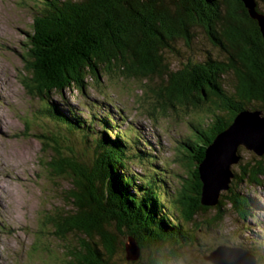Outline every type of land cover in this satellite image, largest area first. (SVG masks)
<instances>
[{
    "label": "trees",
    "instance_id": "obj_1",
    "mask_svg": "<svg viewBox=\"0 0 264 264\" xmlns=\"http://www.w3.org/2000/svg\"><path fill=\"white\" fill-rule=\"evenodd\" d=\"M256 2V11L264 13ZM31 27L25 42L24 84L33 96L49 100L52 95H64V91L71 88L89 91L94 87L89 79L99 85L103 76L137 78L141 80L137 100L143 113L155 122L172 113L176 118L196 114L205 118L200 121L195 116L189 121L192 133L183 135L174 157L184 170L173 172L175 187L170 188V193L160 182V176L144 174L139 178L140 173L134 171L135 165L147 161L158 163L157 155L149 158L147 154L148 150H154L155 154L157 150L140 133L134 144L130 145L129 139L123 144H114V151L104 150L107 155L90 159L93 162L89 165L69 146H66L69 152L61 153L60 144L66 142L61 138L63 133L69 130L93 133L94 130L84 125L85 129H78L72 120L84 124L85 119L79 113L68 109L65 114L49 101L51 107L43 115L54 118L56 125L53 122L47 133L38 137H44V145L56 156L43 164L55 179L61 176L69 180L66 197L74 207L56 216L51 214L43 222V227L48 226L45 243L40 239L42 244L32 245L35 254H39L40 249L44 254L46 249L51 254L52 245L48 244L49 240L46 242L48 234L52 233L58 244L72 234L75 240L65 243V252H58L63 258L66 255L65 264H143L137 260L127 261L126 254L121 253L123 249L117 246L118 234H128L124 228L127 226L138 238L141 250L146 243L152 247L156 242L154 237L163 234L161 227L154 223L156 213L167 214L170 221L165 223L172 233L167 232L162 237L172 235L171 242L175 243L182 244L192 238L188 234L194 232L193 224L196 227L206 224L207 229L214 230L215 237L220 238L210 251L224 244L220 241L222 236L216 232L227 217L225 207L242 217L255 215L253 223L260 222L256 214L250 213L253 203H249L246 192L238 187L243 182L251 187L262 184L264 157L252 166L241 165V174H236L234 185L231 182L217 204L203 202L204 184L200 173L208 145L239 111L264 110V30L260 19L252 14L244 0H41L36 4ZM200 32L222 53L211 55L203 41L209 51L208 59L195 62L193 53L203 57L192 44V39ZM166 55L175 58L173 63ZM229 71L234 74L228 84L230 87L224 79ZM62 114L69 119L67 125L72 128L56 121L61 120ZM90 114L93 121L110 122L107 113L101 118L94 110ZM208 122L207 127L201 126ZM96 141L103 150L104 141L98 138ZM131 150L137 155L129 154ZM166 197L169 198L167 203L163 201ZM212 208L215 215L211 218L207 212ZM198 214L208 218L200 224ZM263 240L261 244L255 240L251 249L259 258L258 264H264ZM174 247L172 250L181 252ZM175 252L172 251V257ZM147 261V264L167 263L166 258L159 257Z\"/></svg>",
    "mask_w": 264,
    "mask_h": 264
},
{
    "label": "rangeland",
    "instance_id": "obj_2",
    "mask_svg": "<svg viewBox=\"0 0 264 264\" xmlns=\"http://www.w3.org/2000/svg\"><path fill=\"white\" fill-rule=\"evenodd\" d=\"M257 1L260 9L264 12V0ZM244 2L251 12H257L256 0H244ZM38 3H41V0H0V264H65L66 255L63 258V256L58 255V252L60 251L61 253L62 250L65 252V243L75 240L74 236L70 234L66 241L62 240L58 244L53 240L54 235L50 233L46 240V242L49 240L48 244L52 245L50 255L47 249L44 250L47 255L41 249L39 254H35V247H32L36 243L42 244L40 239H43V243H45L44 234H46L48 226L43 227L42 224L49 219L51 214L56 216L60 212L73 210L74 207L70 199L66 197L70 188L69 180L61 176L55 179V176L50 174L47 166L43 164V162L54 155L56 156V154L52 153L51 148L44 145V137L40 138L38 134L47 133L53 122H48L51 118L39 115L36 106L43 107L44 103H41L43 99L29 93L24 84L27 73L24 68V59L27 54V52L24 53L27 50L25 42L27 41L28 32L32 28L31 25L36 14V4ZM261 15L264 18V13ZM203 41L206 42L211 55L216 56V53H222L218 47L215 49L211 46L206 34L200 32L192 39V44L194 49H198L203 57H196L193 53L195 62L208 59L209 51L205 48ZM202 43L203 50L199 49ZM166 56L173 63L175 58ZM226 64L227 61H225L224 65L226 66ZM233 77L232 71L226 73L224 79L227 86L230 87L228 84L229 82L231 83ZM138 81L141 82L137 78L124 79L123 77H116L111 79L103 76V80L99 85H96L94 79H89V83L94 86L89 91L87 89L85 92H81L76 88H71L65 90L64 95L50 96L59 99V101L54 99L56 106L59 108H68L72 113L82 114V118L87 119L90 117L87 114L88 111L80 109L77 105L81 106L84 104L87 109H91L95 105L97 106L96 100L99 97L109 95L122 107H126L128 115L135 117L136 121H142L143 126L144 123H147L149 127L163 133L165 138L161 137L159 140L156 139L155 135H150V142L156 150L160 148L159 145L163 146L166 142L165 147L159 153L160 155L155 159H167L169 163H173L172 167L170 168L167 164H162L158 161V163L147 161L133 166V169L140 173L141 177L145 175L160 176L162 180L159 181L172 193L170 188L173 187L175 182L173 172L178 170L182 172L184 170L181 165L175 162L179 160L174 158L175 152L179 150V146L183 142V135L185 133L191 135L192 133L193 128L189 122L190 119L196 116L200 121H204L205 118L202 114H196L193 117H190L191 115H183L185 118H176V114L172 113V115L154 122L150 116L143 113L144 109L140 101L137 100L140 94ZM156 83L159 82L156 81ZM88 96L92 98L88 99ZM62 99L68 100V102L65 103ZM99 110L101 111V109ZM256 111H260L261 117H264L263 109L251 110L254 114ZM101 112L104 113V111ZM235 118L220 132L223 133V136H219L220 133H218L210 144L224 137V134L230 130L231 125H234ZM68 120L66 118L64 123L67 124ZM72 121L80 130L85 129L81 121ZM209 123L201 126L207 127ZM97 128L95 126V129ZM140 131L143 133L142 130ZM120 132L125 136L124 132ZM69 133L71 134L61 135V138L66 141L60 144L61 153L69 152L66 147L69 146L77 152V157L83 159V162L88 165L91 164L90 159H95L98 155H107L104 150L114 151L117 146L112 138H108L104 144L105 147L100 150L97 146V141L92 138L95 135L94 132L92 135L90 134L91 136L82 133V131L78 133L69 130ZM100 138H103V136L100 135ZM238 139L239 137L236 138V140ZM156 141L159 145L156 144ZM114 144L116 145L115 147ZM128 148L127 145L124 147L126 150ZM236 156L237 159H233L228 168L230 173L228 187L221 190L220 195L228 191L231 182H235L236 174H241V165L249 164L252 166L253 163L264 157V154H258L255 150H250L246 145L240 143ZM116 158L119 159V157ZM248 184L243 182V185L239 186L238 190L246 192L249 203H253L250 213L256 214L263 221L254 224L255 215L253 217L249 214L248 217H242L237 212L232 211L231 208L225 207L227 217L224 218L220 230L216 233L222 236L220 241L224 244H235L236 246L244 244L249 249L245 246L242 248L254 254L251 250L254 241L257 240L258 244H261L262 239H264V178L261 185H253L251 187ZM168 200V197L163 199L165 203ZM227 206L229 205L227 204ZM164 213L162 215L156 213L154 219V223L156 222V226L161 227L160 232L163 234H160V237H154L156 242L152 244V247L149 243H146V246L142 248L143 250L140 249V252L134 254L136 258L131 259V261L137 260L147 264V260L159 257V259H167L165 264H216L208 259L209 254L213 253L210 248L215 247L220 239L215 237L214 230L207 229V225L204 223L197 227L193 224L194 232L186 228L189 231L188 235L192 236V238L182 244L171 242L173 241L172 235L162 237L167 232H170L167 228V223H165L169 219L167 214L163 215ZM261 214H263L262 217ZM207 215L211 218L214 217L215 208L208 210ZM206 217L205 214H198L197 221L201 224V221ZM124 228L128 234L119 233L120 242L117 245L123 249L121 251L123 256L127 254V245L132 244L133 239L137 242L138 248H141L138 238L132 234V229L127 226ZM42 229L44 230L43 232ZM254 231L256 234H254ZM195 232L197 235H195ZM225 234H228V237H224ZM198 242L202 243V245ZM63 245L65 248H63ZM173 246L180 248L181 252L177 253L175 251L178 250H172ZM176 248L174 247V249ZM172 251L176 253L173 257ZM126 259L130 261L128 258Z\"/></svg>",
    "mask_w": 264,
    "mask_h": 264
},
{
    "label": "water",
    "instance_id": "obj_3",
    "mask_svg": "<svg viewBox=\"0 0 264 264\" xmlns=\"http://www.w3.org/2000/svg\"><path fill=\"white\" fill-rule=\"evenodd\" d=\"M256 13L252 12L255 17L260 19L262 30H264V18L261 14ZM220 135L223 136V133ZM237 137H239L238 140H236ZM240 143L255 150L258 154H264V117H261L260 111H256L255 114L246 109L239 111L234 125H231L224 137L219 141L215 140L207 148L206 157L200 167L205 204H217L221 190L228 187L230 176L228 168L233 159H237L236 151ZM137 245L134 239L132 244L127 245L126 256L129 260L136 258L134 254L140 252V247L138 248ZM208 259L216 264H257L258 260L256 255L244 248L227 246H219L208 256Z\"/></svg>",
    "mask_w": 264,
    "mask_h": 264
},
{
    "label": "bare ground",
    "instance_id": "obj_4",
    "mask_svg": "<svg viewBox=\"0 0 264 264\" xmlns=\"http://www.w3.org/2000/svg\"><path fill=\"white\" fill-rule=\"evenodd\" d=\"M254 125H255V126H257V124H256V123H254ZM250 150H252V149H250Z\"/></svg>",
    "mask_w": 264,
    "mask_h": 264
}]
</instances>
